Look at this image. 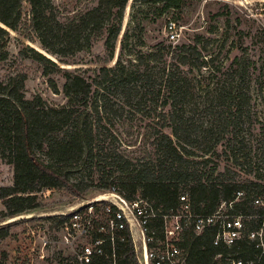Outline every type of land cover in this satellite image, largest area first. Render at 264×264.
Listing matches in <instances>:
<instances>
[{"label": "trees", "instance_id": "16d2710c", "mask_svg": "<svg viewBox=\"0 0 264 264\" xmlns=\"http://www.w3.org/2000/svg\"><path fill=\"white\" fill-rule=\"evenodd\" d=\"M23 1L0 0V60L8 56L10 30L19 28ZM25 1L30 6L31 29L41 46L57 61L37 51H34L35 56L38 61L52 65L53 70H63V93L68 104L48 106L39 95L25 98L23 73L0 79V148L2 156L13 166L12 185L0 186V201L4 207L0 210V222L35 209V195L31 193L41 187H64L81 195L83 190L64 171L80 163L102 173L112 165L118 174V184L107 183L103 185L105 190L115 188L126 199L139 194L153 205H161L165 212H175L181 204L180 196L186 193L192 211L209 214L221 200H233L239 190L244 195L233 205L236 214L264 211V207L253 205L255 198L264 202V177L258 171L254 179L237 178L239 174L231 167L219 171L217 161L211 159L215 148L225 144L226 156L236 166L246 165L247 169H243L246 174H251L253 167L259 168L249 152H243L247 145L239 131L243 107L249 102L248 91L239 89L233 95V87L224 91L216 88L217 98L222 102L233 101L237 112L220 113L209 123L194 118L184 109L190 83L179 67L195 65L200 56L197 47L183 44L162 53L160 50L165 47L158 44L157 53L144 54L131 44L129 30L122 35L119 54L129 56L135 68H128L119 55L112 66L100 67L97 75L88 81L60 67L59 63L67 64L65 57L90 47L103 35L105 50L112 59L127 0H98L95 6L66 24L56 21L50 0ZM152 2H163V10L181 5V0ZM135 37L141 40L138 33ZM153 61H161V74L151 72L149 64ZM198 65L209 66V59L199 61ZM50 86L54 93L58 92L53 80ZM117 91L121 93V103L112 102L110 97ZM147 93L151 94L148 98ZM147 100L161 107V115H157L161 124L154 133L153 154L131 159L117 152L108 156L112 163L107 157H101L99 138L106 128L105 116L124 106L139 112ZM164 127L170 129V134L162 132ZM209 163L213 165L205 169ZM8 234V225H0V238ZM212 237V232H204L186 238L188 264H218L220 255L225 253H235L243 259H250L254 254L245 240L227 247L213 245ZM126 245L128 254V243ZM0 264L5 263L0 261Z\"/></svg>", "mask_w": 264, "mask_h": 264}, {"label": "rangeland", "instance_id": "374dc122", "mask_svg": "<svg viewBox=\"0 0 264 264\" xmlns=\"http://www.w3.org/2000/svg\"><path fill=\"white\" fill-rule=\"evenodd\" d=\"M97 3L98 0H50L56 21L63 24ZM163 5V2L154 3L152 0H127L113 58H108L103 35L95 39L90 47L65 57L67 64L59 63L60 67L91 81L100 67L112 66L120 55L124 64L134 69V61H129L130 57L125 53L119 54L125 30H129L131 44L144 54L157 53L158 44L165 47L160 50L162 53L183 44L196 46L200 56L195 65L179 67L180 73L190 83L184 103L186 113L206 123L212 122L220 113L237 112L233 101L222 102L217 98L216 88L224 91L233 87V95L239 89L248 91L249 102L243 107L239 131L247 145L243 152H249V157L259 168L256 170L253 167L251 174H246L243 170L247 169L246 165L236 166L226 156L225 144L215 148L211 159L217 161L219 171L231 167L239 174L237 178L254 179L257 171L264 177V0H181L180 7L164 10ZM170 22L175 24L177 33L174 41L169 37ZM137 33L142 45L135 37ZM6 50L7 58L0 60V79L23 73L25 98L39 95L48 106L68 104L63 93V70H53L52 65L38 61L35 56L34 51H37L57 61L41 46L31 29L30 6L25 0L19 28L17 31L10 30ZM203 59H209V66L198 65V68L196 65ZM149 65L151 72L161 74V61H153ZM51 80L58 88L57 93L51 89ZM148 96L151 94L147 93L146 98ZM110 97L112 102L121 103L119 91ZM160 112L158 104L154 106L147 100L146 106L139 112L124 106L116 113H109L104 120L106 128L102 129L99 138L100 156L107 157V161L112 163L108 156L117 152L131 159L152 155L154 133L161 124L157 116L161 115ZM161 130L170 134L168 127ZM212 165L209 163L205 169ZM111 166L104 173L87 168L82 163L65 168L66 174L83 190L79 196L64 187H41L31 193L35 195V209L0 222V225L9 227V234L0 238V261L5 264H55L61 254V244H50L43 250L44 258L40 259L38 236L59 240V216L69 213L81 203L110 193L111 190H105L103 185L118 184V174ZM12 182L13 166L7 157L2 156L0 148V186L12 185ZM0 210H4L1 201Z\"/></svg>", "mask_w": 264, "mask_h": 264}, {"label": "built area", "instance_id": "2783aa9c", "mask_svg": "<svg viewBox=\"0 0 264 264\" xmlns=\"http://www.w3.org/2000/svg\"><path fill=\"white\" fill-rule=\"evenodd\" d=\"M169 29L174 41L173 22ZM108 194L107 200L95 197L59 216V240L38 236V257L43 259V250L56 243L61 254L55 264H188L186 238L212 232L213 245L231 247L245 240L254 251L250 259L225 253L218 264H264V211L236 214L233 205L243 191H236L233 200H221L209 214L192 211L186 193L175 212H165L139 194L126 199L115 188ZM253 205L264 207V202L255 198Z\"/></svg>", "mask_w": 264, "mask_h": 264}, {"label": "bare ground", "instance_id": "6f19581e", "mask_svg": "<svg viewBox=\"0 0 264 264\" xmlns=\"http://www.w3.org/2000/svg\"><path fill=\"white\" fill-rule=\"evenodd\" d=\"M111 197H112V195L107 194L106 196H102L100 198H111Z\"/></svg>", "mask_w": 264, "mask_h": 264}, {"label": "water", "instance_id": "95a60500", "mask_svg": "<svg viewBox=\"0 0 264 264\" xmlns=\"http://www.w3.org/2000/svg\"><path fill=\"white\" fill-rule=\"evenodd\" d=\"M43 54V53H42ZM48 57V56H47ZM48 58H50V57H48ZM51 60H53L54 62H56V60H54V59H52V58H50Z\"/></svg>", "mask_w": 264, "mask_h": 264}]
</instances>
